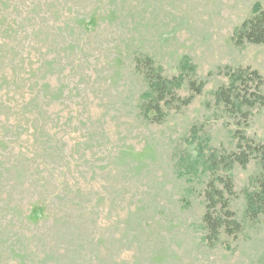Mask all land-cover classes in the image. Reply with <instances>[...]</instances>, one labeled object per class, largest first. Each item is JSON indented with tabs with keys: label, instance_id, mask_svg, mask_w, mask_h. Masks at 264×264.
<instances>
[{
	"label": "rangeland",
	"instance_id": "obj_1",
	"mask_svg": "<svg viewBox=\"0 0 264 264\" xmlns=\"http://www.w3.org/2000/svg\"><path fill=\"white\" fill-rule=\"evenodd\" d=\"M258 6L0 0V264H264L260 159L229 163L242 133L264 142V100L235 114L216 97L242 69L262 84L233 91L264 98V43L236 37ZM151 63L177 92L160 121ZM230 179L241 230L210 241L206 190Z\"/></svg>",
	"mask_w": 264,
	"mask_h": 264
},
{
	"label": "trees",
	"instance_id": "obj_2",
	"mask_svg": "<svg viewBox=\"0 0 264 264\" xmlns=\"http://www.w3.org/2000/svg\"><path fill=\"white\" fill-rule=\"evenodd\" d=\"M238 42H249L254 44L264 43V7H257L255 15L245 20L239 27L236 33ZM150 70L146 74V79L150 82L151 90L154 93L152 100L149 102L147 108H145V114L154 111L156 112V121H160V117L163 116L161 110V104L169 107V94L177 95L175 92L174 82L168 78L163 77L160 73L155 72L153 63L149 66ZM252 77L254 82L262 84V78L258 71L248 72L245 70H239L235 75H232L234 84L239 79H243L246 76ZM257 79V80H256ZM195 82H191L194 85ZM231 87H220L216 92L218 102L223 104L226 109H231L235 114L241 112L240 108L243 106L253 107L258 101L264 100L260 91L253 94L254 98H248L241 96L238 91L235 92L233 85ZM257 84V87L260 85ZM192 87H196L192 86ZM198 92L202 91V87L199 85L196 87ZM188 97L185 103H190L192 98ZM246 115V113H244ZM147 115V114H146ZM238 148L240 149L237 153L230 154L229 163H239L243 167L246 166L252 157L260 159L261 174L256 179L257 189L250 191L247 194V213L251 218H256L260 214H264V142H254L252 139L242 133L239 136ZM230 179L224 183V189H219L216 186L215 181H211L208 184L206 190V204L207 210L204 215V222L208 231L207 238L210 241H215L221 232L222 228H226L230 234H235L241 230V224L235 219L234 213L229 210L228 198L225 196V192L232 195L233 185ZM221 210V213L214 215L213 210ZM226 218L225 216H228Z\"/></svg>",
	"mask_w": 264,
	"mask_h": 264
}]
</instances>
